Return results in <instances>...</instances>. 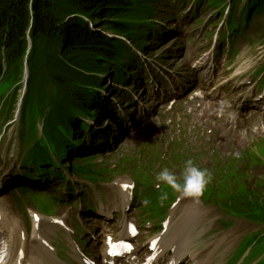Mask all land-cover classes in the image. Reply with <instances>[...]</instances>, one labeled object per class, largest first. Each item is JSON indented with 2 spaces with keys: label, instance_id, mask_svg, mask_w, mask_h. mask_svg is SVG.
I'll return each instance as SVG.
<instances>
[{
  "label": "rangeland",
  "instance_id": "1",
  "mask_svg": "<svg viewBox=\"0 0 264 264\" xmlns=\"http://www.w3.org/2000/svg\"><path fill=\"white\" fill-rule=\"evenodd\" d=\"M173 1L174 0H164L162 3L165 4L162 5H160V1V7L157 10L158 17L156 22L158 23V27L163 31L162 41H156L150 44L146 54L140 53L138 55L139 60L143 62L145 71L148 66L151 67L149 70L151 76L148 77L145 72L143 78L140 79L142 84L139 85H136L135 78L130 76H128L124 84L122 83L120 85L117 82H113L112 76H109V74L102 77V84L109 86L107 88L108 94H105L104 91H98L97 94H105L109 99L103 100V98L99 97L101 103L97 104V108L92 110L98 109L97 121L103 127L97 130V135H92L93 137L90 139L89 146H87L88 141L85 140L86 146L83 148L79 147L77 152L73 153V159H75V156L80 157L81 152L85 154L99 153L102 159H99L101 163H97V165L100 168L105 167L109 172H112L111 178H108L111 183L112 179L119 178L123 181H128L130 178L134 179L135 176L131 169L134 167V164H136L137 169H143L145 173L152 176L150 179L152 184H163V182L156 179L157 174L162 169L167 168L180 178L183 175L185 162L188 159L194 158L193 162L196 166L201 169H208L212 173L218 159L233 158V163L230 168L235 169L237 175H231L225 178L222 181V185L220 183L218 187L221 193L224 190L230 195L226 197L228 200H224L225 204L232 205L235 200L237 201L240 196H242L238 191L236 192V190L232 188V183L244 178L243 182L247 183L249 187L264 185L262 184L264 182V145L262 143L256 144L259 141L252 142L250 145L246 139L243 141L246 143V145H244L243 142L239 143L241 141L237 143L235 137L228 136L226 137L227 139L222 140V142L214 139L215 143L223 147L218 155L212 154L206 147L207 133H202L213 120L214 125L218 124L217 111L223 109L224 96L221 97V91L217 92V90H223L224 93L226 90L231 91L232 94V89L230 90L231 86L227 88L225 86V78L222 71L225 70V72H227V70H229L228 67L226 70V66H228L226 65L227 55H223L221 52L207 55L210 50V45L207 52H205L207 49L206 46L208 43H211L215 35L212 34L214 32L212 27L218 25L219 28L223 21H221L218 14L214 16V14L211 13L212 10H209V12L204 10L203 16L199 18L200 23L188 25L184 23L187 17H183V14L178 13L186 2L182 3L177 0V2L174 3ZM78 4L79 2L76 0H56L54 5L56 15L61 16V18L64 19L62 22L67 24V16L68 19H74V13L80 11ZM172 14L174 17L169 19V16H172ZM163 23H165L163 26L164 28L162 27ZM68 26L70 27V24H68ZM242 32V38L237 41L239 42L238 44L237 42L235 44L234 49H237L236 61L232 65L238 68H244L247 66V63L250 62L248 54L239 46H256L260 53H262L261 47L264 48V45L261 46V43L257 41V39L261 37L259 25H252ZM211 34L212 36L209 38ZM261 40H263V36ZM219 47L222 46L220 45ZM59 53L60 52H57V54ZM84 58V62L90 59L87 57ZM52 59L57 64V69L52 73L53 79L56 81L55 83L60 84L63 89H65L67 99L66 105L73 104V98L79 95L76 92L78 83L73 82L79 79V75L76 74L75 71L79 66H82L83 63L78 64L76 59L60 54L53 56ZM50 63L51 62H49V64ZM24 64H28V61ZM38 70H40V68L31 69V75H34V71ZM151 77L152 80L145 84L144 79ZM153 77H156V79L154 80ZM40 85L42 92L45 93L47 86L45 84ZM117 90L118 92L115 94ZM121 90L123 91L122 93ZM213 90L215 91L213 92ZM85 92L88 93L87 91ZM195 92H200V96L197 98H201H195L193 100L194 103L186 102V96L189 95V98L193 96ZM113 94L121 98V100H119L120 102H117L118 99L116 100V108L106 106V103L111 100ZM130 97L133 99L134 106L128 108L127 112H125L124 108L127 106ZM170 100H174L176 103L173 106V108L176 109L175 112L173 111L172 113V115H174L173 118L177 116L182 117L183 124L181 135L178 134V131L176 132L177 128L175 123H173V128L167 126L168 124L166 123L168 117L165 116L164 109L169 106L168 102ZM200 104L203 105L200 106ZM190 109L196 111L193 116L189 114ZM100 111H103L102 114H100ZM196 116H199L200 119ZM177 119L176 122L181 123V121H177ZM196 119L199 121H196ZM85 121L92 127H95L91 119L86 118ZM221 124H223V121ZM84 125L87 126V124ZM3 127L5 131L2 133ZM110 127L114 129L113 132ZM193 127H195V129ZM38 129L40 130V127ZM87 129L90 130L89 128ZM218 130L220 133L226 132L224 126ZM16 132V121L14 122L13 119L8 120V116L6 118V115L0 118V210L5 216L8 228H10L11 223L16 220L17 226L22 228L18 233L20 231L27 233L29 225L28 213L31 211L30 204H27L26 201L19 203L17 197L11 194L15 193L21 185H26L18 184V181L23 177L20 164L21 159L25 155L26 147H22L21 141L17 140ZM233 134L235 136L238 135V133ZM202 135H204V138H202ZM247 135H250V133ZM110 137H113V142L109 141ZM178 137L180 138L179 141L177 140ZM171 138H175L177 143H172ZM200 138L203 139V141H201ZM10 139L11 142L8 145L7 142ZM94 142H97L98 146L92 147L91 144ZM147 144L154 145L156 147V152L151 153V155L143 153L145 157L143 156V158L140 159L137 152ZM247 145H249L248 149H251L253 153L251 150L247 151L245 149ZM166 147H169V150H167ZM174 150L176 151L175 159H168L172 156ZM243 150L247 152L243 159H241L239 155ZM160 153L163 154V156H157ZM256 158L261 159L256 164H252L249 160ZM122 159H129V162H124L122 164L124 169H121L120 172L117 173L119 165L123 161ZM139 163H141V165ZM64 168H68L67 161H64L62 165V169ZM230 168H228V171ZM105 175L107 176V174ZM71 178L75 183L81 184L82 186L85 185V182L81 179L76 177ZM141 179L149 180L145 174H141ZM99 181L100 180H98V182ZM225 181H228V183L226 182L227 187L223 189L222 186ZM98 182L94 184V187L93 185L87 184L90 188V192L88 193L89 201L95 213L98 202L103 201L107 207L115 202L114 194L110 191L113 185H107L104 183L105 181ZM209 184L213 187V182ZM33 185H35V183ZM52 189L53 188L49 187V185L41 184L40 186V190H46L49 195L52 196L56 194L58 197L66 199L65 196H63L64 191L61 188L54 190V192H51ZM76 191L79 194L81 189L78 188ZM20 196L24 199L27 194ZM179 196H182L184 201H190L191 198H193L185 197L181 193L175 192L174 197L176 198ZM219 197L217 202H220ZM67 199V201L59 206L57 213L64 214L69 204L74 205L68 196ZM215 200L216 199L213 201L214 206L217 204ZM256 200L262 202L264 200V193L260 192ZM46 202L47 201H44L36 205L45 208ZM193 206L192 204L188 207ZM181 207L183 208L182 204ZM80 210V205L76 209H73L74 213L71 218H75L77 212H80ZM213 210L219 213L216 206ZM94 214L82 212L84 221L91 223L93 226L94 223L97 222V220L93 218ZM91 215L93 219L85 220L86 217L90 219ZM223 215H225L224 212ZM119 217L113 229L120 227L117 225V222H122L121 216ZM75 223H77V221H75ZM109 226L112 228V225ZM229 229L231 232H234L236 236H246L257 232V226L255 224L248 221H240V219L236 222L233 221ZM51 235L52 239L55 240H58V238L64 239V234L61 231ZM26 238L27 248L29 250L36 248V243L28 239V234ZM263 247L264 245L259 244L256 250H261ZM62 253L64 260L71 258V254L67 250ZM260 264H264V257Z\"/></svg>",
  "mask_w": 264,
  "mask_h": 264
},
{
  "label": "trees",
  "instance_id": "2",
  "mask_svg": "<svg viewBox=\"0 0 264 264\" xmlns=\"http://www.w3.org/2000/svg\"><path fill=\"white\" fill-rule=\"evenodd\" d=\"M76 1L79 2L80 11L75 13L87 16L92 21L101 20L100 26H103V29L131 37L133 47L145 50L146 43L150 42L149 35L152 29L145 25L132 28L126 25V22L132 19L139 23H146L149 20L153 7L148 5V0ZM240 1L242 0H237L235 3L234 0L235 6L226 24L230 33L237 31L239 25L245 23L244 19L249 18L250 8H253L255 3L262 6L261 10L256 11L257 14L264 15V0H247L241 10ZM215 2L216 6L220 4L219 0ZM55 3L56 0H0V77L2 76V59L6 66L4 79L18 81L17 77L22 75L21 69L25 57L28 59V70L40 68L34 71V75L30 73V81H34L38 76L39 82L47 83L46 93L39 98L32 97L25 112L31 118L30 129L34 128L35 119L43 112L46 113L45 130L48 135L58 134L55 129L56 123H61L65 127L62 142L53 143L58 155L62 157L70 154L81 142V138L70 135V126L75 116L69 115L62 108L67 101L66 91L60 84L55 83L52 75L54 68L50 67L52 72L47 69L45 73V67L49 61L60 49L64 56L76 59L78 64L83 63L80 69L82 72L87 71L93 73L92 75L109 72L113 74L114 80L123 81L126 79L128 68H132L137 61V56L124 43L89 32L88 24L85 25L78 18L71 20L67 18V24L62 22L64 19L56 15ZM28 39L31 41L29 54L27 53ZM84 57L90 59L84 62ZM40 72H43L41 76ZM79 72L75 71L76 74ZM43 77L46 79L44 80ZM90 79L88 78L86 84H97L98 79L93 78L95 81L92 82ZM80 81L83 82V80ZM93 95L94 93L89 91L73 98L75 113L90 114L88 108L92 107ZM29 139L27 137L24 142H29ZM48 162L50 160L46 146L43 141H39L35 145L31 144L23 166L40 174ZM242 208L243 212L251 218H260V207L256 203L243 205Z\"/></svg>",
  "mask_w": 264,
  "mask_h": 264
},
{
  "label": "bare ground",
  "instance_id": "3",
  "mask_svg": "<svg viewBox=\"0 0 264 264\" xmlns=\"http://www.w3.org/2000/svg\"><path fill=\"white\" fill-rule=\"evenodd\" d=\"M159 4H160V0L154 2L155 6H158ZM80 15L82 16V14H80ZM246 22H248V21H246ZM27 61H28V59H26V57H25L23 64L26 63ZM263 68H264V65H261L256 71H253L252 74L254 76H256V77L260 76L261 72L263 71ZM245 70H246V68L244 69V71ZM228 82L229 81H226L225 84H228V85L231 86L230 90L233 89V86L231 84H229ZM220 96L221 97L224 96L223 97V103H224L226 101V99H227L226 93L221 91ZM234 98H236V96L232 95V100ZM202 105L203 104H200V106H202ZM256 106L260 109L257 112V118L248 120L250 125L254 126V128H251V127L247 126L245 123H243V125H242L243 126L242 133L245 135V139L250 143V145L252 144V141H251L252 137H256L257 140L264 145V121H263L262 116L260 114V111H264V101L257 103ZM238 108L240 109V107H238ZM199 119H200V117H199ZM226 124L230 127V130H231L232 133H238V131H240L237 128V125H236V123L234 121H232L230 119L229 120H223V125H224L225 129H226ZM254 130L256 131V133H254L252 135H246L247 133H245L247 131L251 132V131H254ZM254 146H256V145H254ZM246 152L247 151L243 150L241 152V155L243 156V154H245ZM162 155L163 154L160 153L157 156H162ZM138 170L140 171L141 174H145L149 180L152 178V176H149L147 173H145L143 169H139L138 168ZM238 181H240V180H238ZM226 182L228 183V181H225V183H223V184L226 185L227 184ZM262 184H264V182ZM221 185H222V183H221ZM215 187H216V184H213V187L210 184H208L206 189H205V191L208 192V191H210V189L215 188ZM216 188H218V187H216ZM232 188L235 189L236 192L239 190L238 186H232ZM167 190L168 191H174L169 186L166 185V186H162V188L159 189V190H155L154 192L156 193V192H159V191H163V194H164ZM226 195L230 196L228 193ZM147 196L151 197V193H148ZM219 196H220V194H215L214 197H213V201H214V199H216L215 201L217 203ZM224 197L225 196H223V194H221V196L219 197V200L222 201V199ZM226 200H228V198H226ZM202 203L204 204V203H206V201H202ZM181 204H183V203H180L177 206V208H176L177 212L180 210ZM183 208H185V207H183ZM204 210H206V209H204ZM97 211L100 212V213L99 212L96 213L97 217L102 218V219L108 217V215L105 214V211H104V209L102 207H100ZM233 211L234 210H225L224 214L227 215L229 212H233ZM256 213H257V211H256ZM185 216L187 218L186 220H179V219L173 220V222H175L176 224H179V225H176L175 227H172V228H164L163 229V232H167L168 229H169L172 232L179 233V234L176 237H174V238H166V239H164V237H161L160 238L161 239L160 244H162L163 246H167V244H166L167 241L171 242V243H178L180 240H183L184 238H189L196 231H198L201 235H204V230L198 228V223H199V221L202 220V214L197 212V211H195L192 207H186L185 208ZM0 217H1L0 218V244L2 243V245L5 246L6 249H7L6 264H14L15 260H16V257H17L18 249L23 247L22 240H21L20 236L18 234L16 235L15 234L16 232L14 231V228L17 226V222L11 223V227L8 228L7 227V223H6L5 219H4L5 216H4V218H3V216H0ZM189 224L192 227L188 226ZM94 226L96 228H103L105 226V224L104 223L95 222ZM129 239L130 240H126V238H125L124 241L125 242L131 241L130 237H129ZM236 241H237V236L235 234V237L232 239V243H235ZM171 248H174V247L171 246ZM0 249H5V248H1L0 247ZM170 250L173 253V255L171 257H167L162 264H182L181 262H175V258H184L185 256H189L194 249L189 250L185 255L182 254V250L183 249H181L180 247H177V248H174V249H170ZM5 252H6V250H5ZM42 253L46 256V253H45L44 250L42 251ZM114 258L111 260V262L113 264H118V263H114L113 262ZM30 263H32V264H48L49 261L47 259V261L44 262L42 260H39V259L35 258L32 261H30Z\"/></svg>",
  "mask_w": 264,
  "mask_h": 264
},
{
  "label": "clouds",
  "instance_id": "4",
  "mask_svg": "<svg viewBox=\"0 0 264 264\" xmlns=\"http://www.w3.org/2000/svg\"><path fill=\"white\" fill-rule=\"evenodd\" d=\"M156 179L169 186L175 192L181 193L185 197H199L205 191L207 185L212 180V173L208 169H201L196 166L192 159L185 162V167L182 177L177 175L169 169H162L156 176ZM167 199V193L159 197L161 204ZM150 201L145 200L147 205Z\"/></svg>",
  "mask_w": 264,
  "mask_h": 264
}]
</instances>
